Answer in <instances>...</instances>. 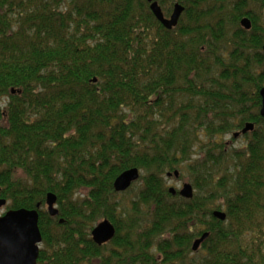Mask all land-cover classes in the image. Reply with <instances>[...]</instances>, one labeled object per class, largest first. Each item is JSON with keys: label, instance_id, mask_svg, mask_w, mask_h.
<instances>
[{"label": "trees", "instance_id": "1", "mask_svg": "<svg viewBox=\"0 0 264 264\" xmlns=\"http://www.w3.org/2000/svg\"><path fill=\"white\" fill-rule=\"evenodd\" d=\"M158 2L173 28L149 0H0V199L38 209L37 264H264V0Z\"/></svg>", "mask_w": 264, "mask_h": 264}, {"label": "water", "instance_id": "2", "mask_svg": "<svg viewBox=\"0 0 264 264\" xmlns=\"http://www.w3.org/2000/svg\"><path fill=\"white\" fill-rule=\"evenodd\" d=\"M151 2V10L157 19L167 28H173L179 22L184 6L175 4L172 14L167 17L163 12L158 0H149ZM241 25L250 29L252 22L248 17L241 20ZM94 82L97 78L93 79ZM262 108L260 110L261 116L264 118V87L261 89ZM255 128L253 122L246 123L241 131L233 134L234 137H239L242 133L245 134ZM180 172L176 170L174 173H168V176H175L178 178ZM140 178V170L138 168H131L122 172L115 180L114 187L117 192H124L129 189L133 183ZM169 191L172 194L176 193L175 187H170ZM180 195L185 198H192L194 196V188L191 183L183 184ZM57 196L50 192L47 195L46 204L48 211L52 216L59 214L56 208ZM7 201L0 199V208L5 206ZM40 204H38V208ZM39 211L37 208H19L9 209L6 213L0 216V264H37L41 243L43 240L42 233L39 227ZM214 216L225 220L227 214L224 211H214ZM63 222V219H61ZM116 228L109 219H103L96 224L92 230V239L98 244L103 245L114 238ZM209 236V232H205L197 238L193 243V250H198L201 244Z\"/></svg>", "mask_w": 264, "mask_h": 264}, {"label": "rangeland", "instance_id": "3", "mask_svg": "<svg viewBox=\"0 0 264 264\" xmlns=\"http://www.w3.org/2000/svg\"><path fill=\"white\" fill-rule=\"evenodd\" d=\"M171 14H172V12L169 15H167V16L169 17ZM224 140L227 141V142L232 141V134L226 135L224 137ZM244 143H245V141L242 138H237L235 141H233L232 145L235 146V147H239V146L243 145ZM230 145H231V143H230ZM166 181H167V184H168L169 187H175L178 191L181 190V188H182L184 183H186V182L190 183L188 175H185L183 178H181V177L176 178L175 176H168V177H166ZM134 193L135 192H133L132 194H130V193H126V195L123 194L124 196H121V198L124 201L130 202L131 197L134 196ZM55 207L58 208L57 205ZM45 209L48 210V206L47 205L45 206ZM7 211H8L7 205L2 206L0 208V216H2ZM41 246H42V244H41Z\"/></svg>", "mask_w": 264, "mask_h": 264}]
</instances>
